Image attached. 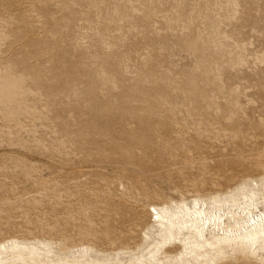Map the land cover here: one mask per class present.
Instances as JSON below:
<instances>
[{
	"label": "rangeland",
	"instance_id": "rangeland-1",
	"mask_svg": "<svg viewBox=\"0 0 264 264\" xmlns=\"http://www.w3.org/2000/svg\"><path fill=\"white\" fill-rule=\"evenodd\" d=\"M0 264H264V0H0Z\"/></svg>",
	"mask_w": 264,
	"mask_h": 264
},
{
	"label": "bare ground",
	"instance_id": "bare-ground-1",
	"mask_svg": "<svg viewBox=\"0 0 264 264\" xmlns=\"http://www.w3.org/2000/svg\"><path fill=\"white\" fill-rule=\"evenodd\" d=\"M250 201V200H249ZM195 215V214H194ZM221 232V231H220ZM222 233V232H221ZM263 234V230L261 229H255L253 228V231L246 233L245 236L243 237L244 240L250 241V242H256L259 235ZM229 243L228 237H225L222 239L220 244H227ZM219 245V244H218ZM38 252V251H37ZM23 253V252H22ZM54 257V256H53ZM257 257V256H256ZM56 258V257H55ZM256 260V259H255ZM258 261V260H257ZM57 262V261H56ZM110 263V262H109Z\"/></svg>",
	"mask_w": 264,
	"mask_h": 264
}]
</instances>
